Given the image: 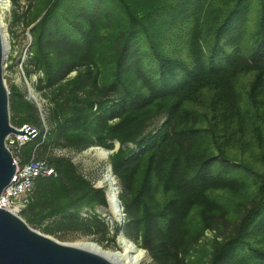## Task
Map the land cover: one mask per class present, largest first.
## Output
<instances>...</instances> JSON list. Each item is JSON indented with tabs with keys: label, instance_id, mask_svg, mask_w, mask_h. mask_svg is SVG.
Listing matches in <instances>:
<instances>
[{
	"label": "trees",
	"instance_id": "16d2710c",
	"mask_svg": "<svg viewBox=\"0 0 264 264\" xmlns=\"http://www.w3.org/2000/svg\"><path fill=\"white\" fill-rule=\"evenodd\" d=\"M35 11L25 68L43 74L50 131L11 89V123L38 132L23 162L51 144L116 142L124 224L109 236L100 215H81L106 208L105 191L64 158L46 160L58 176L35 183L25 222L111 243L123 233L151 264H264V0H36ZM206 231L217 236L202 242Z\"/></svg>",
	"mask_w": 264,
	"mask_h": 264
},
{
	"label": "rangeland",
	"instance_id": "374dc122",
	"mask_svg": "<svg viewBox=\"0 0 264 264\" xmlns=\"http://www.w3.org/2000/svg\"><path fill=\"white\" fill-rule=\"evenodd\" d=\"M17 4L15 5L13 0H9V6L6 10H1V21L3 24V31L8 41V51L5 56V65L3 70V78L5 80L7 89L10 93L11 89H19L21 92H25V95L29 101H31L39 111L41 126L40 132L42 137L45 138L50 127L46 121V115L48 111V98L44 96V93L38 91L37 85L40 79L43 78L41 72H34L31 67H28L29 74H27L25 64L27 63L28 57L30 55V49L32 44V37L30 31L25 29V23L30 19L34 18L36 15L35 6L36 0H16ZM43 16V15H42ZM19 17V18H18ZM22 17V20H21ZM19 19L17 21L16 19ZM75 76V72L69 74L67 79H72ZM33 91V96L35 97V102L29 98L28 90ZM12 119V114L10 111V122ZM163 122H155L149 130H153L155 127H159ZM11 126L15 127L12 123ZM31 128L32 125H24ZM22 126L21 128H23ZM17 128V127H15ZM17 128V129H21ZM34 129V128H33ZM119 145L115 142L114 149L110 152H117ZM105 150L99 147H91L82 152H75L70 149L59 147V145L51 144L46 150H41L42 157L45 160H50L53 158H64L72 162V164L77 169V172L85 180L90 182L94 188L105 191V199L107 188L105 186L100 187L98 183L102 181L109 169V155L106 159H100L96 150ZM109 151V150H105ZM111 180L114 183V189L117 191V197L119 194L118 182L113 176L112 172L110 173ZM119 199V198H118ZM107 202V200H106ZM98 214L101 218L104 219L108 227L109 236L114 235L115 229L123 227L124 224V214L123 211L116 218H113L109 207L107 204L106 208L97 207L93 211L91 209L85 208L82 210L81 215L86 216L90 214ZM21 219L25 222L24 218ZM110 220V221H109ZM51 222V221H50ZM50 222H45L44 224L37 226H27L33 231L52 239L61 244H71L79 242H90L96 244L104 251L112 252H121L122 247L120 244V238H124L127 242L133 244L138 250L143 251L144 255L139 261L138 264H151V259L149 258L147 252L139 247L138 244L134 243L131 240L125 238L123 233H119L115 237L114 243L108 242V239H103L102 236L96 238L93 237H83L77 233L72 232H63L57 234L45 233V229L50 226ZM217 236V233L214 231H206L203 235L202 242L211 241ZM220 240V238H218Z\"/></svg>",
	"mask_w": 264,
	"mask_h": 264
},
{
	"label": "water",
	"instance_id": "95a60500",
	"mask_svg": "<svg viewBox=\"0 0 264 264\" xmlns=\"http://www.w3.org/2000/svg\"><path fill=\"white\" fill-rule=\"evenodd\" d=\"M31 28L29 29V31ZM0 25V196L12 182L16 165L5 140L9 135L26 136L31 139L36 133L26 127L19 130L11 126L9 91L3 78L5 56L8 48L4 43ZM29 98L35 102L33 91ZM119 147V146H118ZM108 156L112 152L107 151ZM111 173V166L108 169ZM115 201L122 212V205L115 190ZM107 200V198H106ZM0 264H114L104 257L86 250L71 247L49 239L32 229L19 217L0 208Z\"/></svg>",
	"mask_w": 264,
	"mask_h": 264
},
{
	"label": "built area",
	"instance_id": "2783aa9c",
	"mask_svg": "<svg viewBox=\"0 0 264 264\" xmlns=\"http://www.w3.org/2000/svg\"><path fill=\"white\" fill-rule=\"evenodd\" d=\"M9 3V0H7ZM36 134L28 140L26 136L9 135L5 140V147L11 154L16 165V174L12 182L4 189L0 196V208L21 218L30 204L35 183L40 179H55L58 174L45 159L31 157L23 162L21 151L24 146L37 137L38 132L29 127Z\"/></svg>",
	"mask_w": 264,
	"mask_h": 264
},
{
	"label": "bare ground",
	"instance_id": "6f19581e",
	"mask_svg": "<svg viewBox=\"0 0 264 264\" xmlns=\"http://www.w3.org/2000/svg\"><path fill=\"white\" fill-rule=\"evenodd\" d=\"M8 6H9V3L7 0H0V12L1 10H6ZM0 25L3 28V24L1 21V15H0ZM3 34H4L3 35L4 43L7 45V48H8L7 38L4 32ZM96 151L100 159L108 158L107 151L99 150V149H97ZM98 185L100 187L105 186L107 188L106 198H107V204L109 207V211L113 218L118 217L121 211L117 207V202L114 199L115 198L114 197L115 196L114 183H113V180H111V175L108 170H107V174L105 178L102 181H100ZM120 244L122 247L121 252L104 251L100 247H98L96 244L90 243V242H79V243H71V244H64V245H68L71 247H75V248H79L82 250L96 253L104 257L105 259L111 261L114 264H138L144 255L143 251L138 250L133 244L127 242L124 238H120Z\"/></svg>",
	"mask_w": 264,
	"mask_h": 264
}]
</instances>
